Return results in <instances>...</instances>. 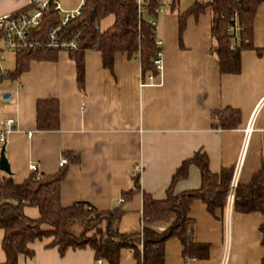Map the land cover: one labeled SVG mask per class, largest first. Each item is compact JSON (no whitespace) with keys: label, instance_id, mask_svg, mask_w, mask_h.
Returning a JSON list of instances; mask_svg holds the SVG:
<instances>
[{"label":"crops","instance_id":"crops-1","mask_svg":"<svg viewBox=\"0 0 264 264\" xmlns=\"http://www.w3.org/2000/svg\"><path fill=\"white\" fill-rule=\"evenodd\" d=\"M57 1L66 11L80 3ZM206 1L178 0L172 12L166 2L168 11L159 17L155 35L162 42V75L151 85L147 76L142 79L138 60L117 53L112 68L106 69L96 50L84 53L83 92L77 88L76 66L64 51L52 61H33L19 77L3 80L0 131L7 119L14 121V130L0 144V152L4 147L14 183L22 184L31 176V164L39 174H56L60 160L70 154L77 162L66 158L61 205L83 203L102 212L119 208L123 215L117 229L123 235L142 231L143 193L165 200L174 174L195 154L207 156L211 173L233 169L236 186L248 184L261 169L264 156V3L254 17L253 49L241 51L238 73L225 74L213 53L209 8L198 17H186L180 30L179 14L195 2ZM32 5L33 0H0V17ZM8 54L13 55L10 69ZM2 66L6 74L12 73L15 55L5 52ZM5 94L7 99L2 98ZM39 100L58 102V130H37ZM226 109L239 111L237 128H213L212 112ZM3 174L0 171V180ZM137 176L140 192L121 205L119 200L133 189ZM200 186L199 169L190 165L186 178L175 183L172 191L180 194ZM33 209L26 208L25 215L37 219L38 211ZM188 217L195 242L208 247L207 258H185L180 241L170 239L164 245V264H264L260 232L264 214H239L226 205L210 214L204 203L194 201ZM173 221L174 216H168L146 226L162 233ZM3 237L0 230V264L6 261ZM50 242L29 245L33 256H19L17 264H99L90 250H68L61 256L56 248H47ZM119 264L137 261L130 251L121 250Z\"/></svg>","mask_w":264,"mask_h":264},{"label":"trees","instance_id":"trees-1","mask_svg":"<svg viewBox=\"0 0 264 264\" xmlns=\"http://www.w3.org/2000/svg\"><path fill=\"white\" fill-rule=\"evenodd\" d=\"M152 10L156 0H148ZM264 0H207L195 2L186 11L179 14L182 31L185 18L198 17L206 8L211 11V37L215 42L213 53L217 58L221 73L239 72L240 53L253 49V23L257 7ZM169 11L178 5V0H169ZM33 9H25L21 12ZM113 17V23L105 30L100 23L107 17ZM60 17L52 7L44 12L41 25L32 31L31 37L44 41L50 29L58 26ZM237 25V39L228 30ZM65 35L81 33L78 48L70 51L69 56L76 66L77 88H84V53L96 50L101 53L103 67L111 69L117 53L126 54L139 61L144 80L149 74L157 76L153 60L159 49L155 45L153 28L145 24L138 16L134 0H85L81 15L71 21L64 30ZM235 45L234 49H230ZM59 51L37 50L15 53V68L12 73L0 77V83L7 77L15 79L25 72L33 61H52ZM212 127L219 130L236 129L240 123L237 110L226 109L211 114ZM36 128L38 131H56L59 128V107L56 100H39L36 104ZM71 162H77L74 156L65 154ZM68 161V163H69ZM190 165L200 172L201 186L198 190L174 194L175 183L185 179ZM66 167L56 174H36L15 184L10 174H3L0 180V230H3L2 250L6 256L4 264H17L19 256L32 257L29 245L51 240L47 248H56L62 256L68 250H90L96 261L119 264L121 250L132 253L137 264H164V245L170 239H178L185 258L205 259L208 247L195 242L193 222L188 217L194 201L205 204L207 211H223L226 205L233 169H222L213 174L209 170L205 154H195L185 161L172 178L165 200L156 201L143 193L142 221L140 233L123 235L117 229L123 215L119 208L108 212L77 203L63 207L60 203L61 183L66 176ZM132 190L122 195L124 204L133 193L140 192L138 176L133 179ZM121 204V205H122ZM26 208L38 211V218L25 215ZM233 211L239 214H264V156L261 169L252 176L248 184H238L234 191ZM174 216L172 224L162 233H157L146 225ZM263 235L264 224L260 228Z\"/></svg>","mask_w":264,"mask_h":264},{"label":"built area","instance_id":"built-area-1","mask_svg":"<svg viewBox=\"0 0 264 264\" xmlns=\"http://www.w3.org/2000/svg\"><path fill=\"white\" fill-rule=\"evenodd\" d=\"M137 9L138 16L145 24L150 25L153 28V33L156 35L158 31L159 17L168 11V0H156L157 6L152 10L149 8L148 0H134ZM85 3V0H80L79 6L73 11H66L62 8L57 0H33V9L26 12H18L15 14H9L0 17V77L6 74L3 69L2 63L4 60V53H19L37 50H50V51H64L70 52L78 48L81 41V33L72 34L70 36L65 35L64 30L71 21L81 15V9ZM52 7V10L60 17V23L58 26L50 29L44 41H39L31 37L33 30L37 29L43 19L44 12ZM228 32L233 36V39H237L239 27L235 25L230 28ZM155 45L159 49L153 60L155 70L158 72L157 76L151 74L147 75V85H151L155 78H159L162 75V42L155 40ZM235 45H231L230 49H234ZM3 98V96H2ZM3 130L0 131V144L4 145L7 135L14 130V121L11 119L1 122ZM247 131V130H246ZM30 137V135H29ZM68 164L66 158H62L59 162V167L62 168ZM29 170L32 174H36L37 178L39 173L37 172V166L31 164ZM137 172L141 171V168L136 169ZM237 171V170H236ZM236 184L232 181L230 184V190L227 196L226 209L231 211L234 201V191ZM120 204L124 202L121 198ZM101 264V260L97 261Z\"/></svg>","mask_w":264,"mask_h":264},{"label":"rangeland","instance_id":"rangeland-1","mask_svg":"<svg viewBox=\"0 0 264 264\" xmlns=\"http://www.w3.org/2000/svg\"><path fill=\"white\" fill-rule=\"evenodd\" d=\"M78 0H68V3H70V4H72V3H76ZM64 8V7H63ZM112 20H113V17L112 16H110L109 18H106L105 20H103L101 23H100V29L101 30H104L106 27H107V25H109L111 22H112ZM8 56V58H9V62H8V64H7V66H9V67H7L8 69H10L11 67H12V61H13V55H11V54H8L7 55ZM34 210V209H33ZM33 212H35V211H33ZM36 217V216H35Z\"/></svg>","mask_w":264,"mask_h":264},{"label":"water","instance_id":"water-1","mask_svg":"<svg viewBox=\"0 0 264 264\" xmlns=\"http://www.w3.org/2000/svg\"><path fill=\"white\" fill-rule=\"evenodd\" d=\"M9 97V94H5L3 96L4 99H7ZM0 171L4 174H10L9 165L4 155V147L1 148L0 152Z\"/></svg>","mask_w":264,"mask_h":264}]
</instances>
